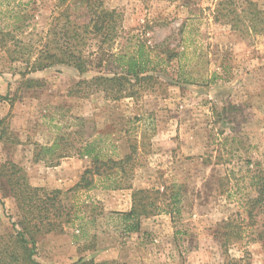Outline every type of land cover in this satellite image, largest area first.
<instances>
[{"label": "rangeland", "instance_id": "obj_1", "mask_svg": "<svg viewBox=\"0 0 264 264\" xmlns=\"http://www.w3.org/2000/svg\"><path fill=\"white\" fill-rule=\"evenodd\" d=\"M217 1L105 0L123 28L107 54L138 42L155 62L151 81L115 101L93 85L120 74L103 53L85 73L64 65L28 70L29 50L35 58L42 48L59 0H0V252L14 249L19 218L7 170L14 164L32 187L65 194L63 214L53 219L63 231L35 235L39 264H264V241L253 232L259 227L243 207V178L248 170L264 173V34L216 21ZM250 1L264 10V0ZM99 46L88 40L86 56ZM99 137L120 158L136 146L124 183L132 189L68 193L93 167L79 153ZM54 142L66 157L57 166L36 161ZM164 188L167 201L153 199L162 209L143 218L138 233L125 234L112 215L131 209L133 191ZM176 191L181 212L172 216L162 204ZM227 222L239 238L227 241ZM0 264H12L10 257L0 256Z\"/></svg>", "mask_w": 264, "mask_h": 264}, {"label": "trees", "instance_id": "obj_2", "mask_svg": "<svg viewBox=\"0 0 264 264\" xmlns=\"http://www.w3.org/2000/svg\"><path fill=\"white\" fill-rule=\"evenodd\" d=\"M59 2L53 23L45 33V42L37 51L35 58H32L29 50L25 61H27L30 72L64 65L85 73L90 69V58L94 54L102 55L103 53L108 57L105 63L115 65L120 70V74L101 75L93 80V85L98 91L106 93L108 98L115 101L133 98L136 84L153 79L149 72L155 68V62L151 57V52L143 44L134 42L118 52L107 54L106 47L111 49L115 46L123 28L119 26L120 16L116 11L105 7V0H59ZM79 18H86V22L82 25L78 24ZM214 18L216 21L225 22L231 29L242 31V28H245L248 32L264 34V10L259 9L258 5L250 0H218L214 9ZM9 33L4 34L8 36ZM91 38L99 39L100 46L96 52H89L86 56L84 50ZM19 50L25 51L28 48L21 45ZM102 63L103 60H100L99 68H102ZM103 143L102 138L99 137L87 142L82 148L79 153L80 157L89 159L93 167L83 173L80 181L68 193L95 189L104 191L132 189L131 186L124 187V183L133 175L136 146L131 148L130 155L120 158L115 156L114 151L110 154L109 151L101 148ZM58 148L57 142H54L52 146H42L35 156L36 161H50L51 165L57 166L59 161L66 157L65 154L57 153ZM55 157L57 161L54 163ZM7 170L10 172V192L16 200L19 218L15 232L10 236L14 249L0 252V256L10 257L12 264H39L34 259L36 255L35 235L42 231L47 233L63 231L64 228L55 224L53 219L58 220L63 214L59 197L65 194L60 190L46 193L42 188L32 187L26 174L14 164L10 165ZM243 179L248 181L249 187L243 201L245 214L250 225L259 227L253 231L257 239L264 241V173L259 170H248L247 176ZM227 194L228 197L231 196L230 193ZM163 197L167 201L168 192L165 188L163 193L160 190H135L132 193L131 209L112 216L118 218L125 234L138 233L141 230L142 219L162 209L153 199L159 200ZM181 202V194L176 191L170 196L168 203L163 202V209L172 216L178 215L181 212ZM76 219L79 220V225H82L83 219L76 217L74 222ZM225 227L230 228V232L225 235L227 241L242 235L239 232L234 233L230 222H227ZM78 264L101 263L80 261Z\"/></svg>", "mask_w": 264, "mask_h": 264}]
</instances>
